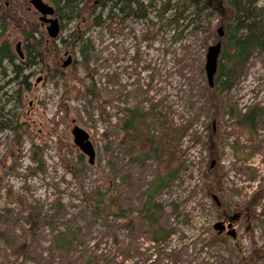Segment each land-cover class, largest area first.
Masks as SVG:
<instances>
[{
	"label": "rangeland",
	"instance_id": "obj_1",
	"mask_svg": "<svg viewBox=\"0 0 264 264\" xmlns=\"http://www.w3.org/2000/svg\"><path fill=\"white\" fill-rule=\"evenodd\" d=\"M44 1L49 3V0ZM139 1L147 12L145 19L123 17L115 7L103 25L85 32L83 43L78 40L81 32L69 35L74 25L72 21L59 31L60 37L50 43L51 55L56 53L59 56L57 70L68 72L70 80L66 85L77 90L72 73L79 80L78 84L83 82L93 90L91 99L88 95L75 93L64 102L61 99L65 93L64 80L44 77L43 72L36 70L31 77L32 89L25 92L22 102L12 100L7 104L6 108L16 116L25 117L26 113L33 133L29 137L25 135L15 147L13 133L0 127V264H79V257L112 250L114 239L118 246L129 244L125 231L110 229L102 220L91 219L84 210V194L93 196L94 187L112 182L115 174L114 184H120L122 177L127 183L122 201L135 205L134 202L138 204V194L146 190L155 175L165 168L153 157L132 162L117 141L108 142V130L116 128L114 126L129 114L128 109L139 107L142 111L150 109L152 114L160 117L159 125L150 123L152 133L162 131L169 136L204 104L207 85L203 68L205 53L208 45L216 41L193 32L191 26L186 25L187 12L177 21V27L165 24L156 15V8L164 0ZM261 1L258 0L257 5ZM106 11L107 8L103 14ZM173 13L174 9L170 7L164 15L171 18ZM65 21V18L60 20ZM218 21L215 18L213 25ZM40 26L46 32L45 26L41 23ZM10 32L16 31L10 29ZM61 37L66 42H62ZM16 39L13 37L14 43L19 42ZM68 55L72 61L63 68L61 64ZM225 96L236 112L259 107L261 125L248 135L237 130L238 135L227 125L224 127L222 154L216 165L225 171V175L223 190L218 194L207 186L210 159L197 141L198 138L200 141L206 139V124L214 128L215 121L204 112L187 135L180 140L169 139L167 144L174 145L168 147L166 156L174 147L171 166L179 171L164 185L155 200L162 208L161 224L173 233L158 245L157 250L174 251L177 259L170 262L169 258L163 257L164 263L232 264L237 248L246 254L251 246H264V226L257 221L246 230L241 218L235 224L234 238L218 235L212 227L220 215L213 205L212 194L221 201L242 202L252 191L264 186V50L248 60L241 79ZM222 119L232 121L228 115ZM74 124L85 129L93 142L96 155L92 165L87 162L86 155L81 153V159L78 157L80 151L70 134ZM115 130L120 135L118 129ZM192 133L196 134L191 136ZM32 142L41 144L38 148L43 159L41 170L36 169V163L31 159ZM63 146L61 160L58 151ZM212 159L216 161L215 157ZM67 162L68 167L77 168L81 171L80 176L84 175L81 181L70 174L65 167ZM82 162L85 165L82 166ZM240 166L246 170V175L242 169H237ZM24 199L27 205L29 202L35 206L34 216L38 211L40 218L48 220L56 214L53 232L47 228L28 227V220L32 222L35 217L24 219L26 212L21 207ZM87 224L90 226L89 235ZM32 230L35 235L31 238L28 232ZM62 232L75 235V239L63 251L53 249L54 234L60 236ZM84 234L82 242L77 243ZM207 241L215 244L206 245ZM135 245L142 254L136 256L138 264H150L156 259V248L148 240L147 233L138 236ZM129 261L127 259L125 264ZM116 262L120 264L119 257Z\"/></svg>",
	"mask_w": 264,
	"mask_h": 264
},
{
	"label": "trees",
	"instance_id": "obj_2",
	"mask_svg": "<svg viewBox=\"0 0 264 264\" xmlns=\"http://www.w3.org/2000/svg\"><path fill=\"white\" fill-rule=\"evenodd\" d=\"M170 2L171 0H164L156 8L157 17L163 20L165 24L177 27V21L182 19V15L187 12L186 25L191 26L193 32H200L205 38L212 39L214 42L218 40L221 42L213 85L207 84L205 86V102L197 113L175 128L169 136L162 131L160 134L158 131L156 134L152 133L149 128L150 123L159 125L160 117L152 114L150 109L142 111L139 107L128 109L129 114L122 118L118 125L114 126L120 135H117L115 129L108 130L110 131L108 142L117 141L132 162L145 161L149 157H153L163 163L165 170L156 174L147 189L138 194V204L134 202L135 205L124 203L126 200L122 201L121 196L123 192L125 193L127 183L122 177L120 184H114L115 174L112 175V182L104 186L96 185L93 196L84 194V210L89 213L91 219L102 220L110 229L125 231L129 237V244L121 247L114 239L112 250L98 255L94 253L85 258L79 257V264H115L117 257H119L118 263L120 264H125L127 259H130L129 264H138L136 256L142 254L135 243L138 236L143 233L148 234V240L156 248V259L150 264H168L166 260L165 263L163 262V257L169 258L170 262L175 261L177 258L174 257V251L166 253L157 250L158 245L173 233L172 230L161 224L162 208L155 200L164 185L173 180L179 171V168L171 166L174 163V147L170 148L171 152L166 156L168 147L174 145L167 144L169 139L173 137L180 140L187 135L196 119L204 112L211 118V121H215L214 128L212 125L206 124V129H208L206 139L200 141L198 138L197 141L207 151L210 163L215 157L214 165L210 166L209 163V177L207 178L209 185L207 186L218 194L223 190L225 175V171L216 165L222 154L224 127L227 125L232 128L233 133L238 130L241 131V134L248 135L261 125L259 107L252 106L243 113L236 112L227 100L225 93L239 82L248 60L264 50V0L259 5H257L258 0H174L172 4ZM49 3L54 8V16L60 20L66 19L64 23L59 20L60 31L72 21L74 25L69 35L81 32L78 40L82 43L85 32L91 27L103 25L106 19L109 20L111 11L115 7H118L119 11L123 13V17L133 16L138 19L147 17V12L139 0H49ZM108 3L111 5L108 6ZM6 4L9 7L5 6ZM154 5L156 6V3ZM131 6L135 8H131ZM170 7L174 9V13L171 18H166L164 14ZM106 8L107 11L103 14ZM215 18H218L219 21L213 25ZM216 25L222 27V35L217 33L218 27L216 28ZM10 29L16 32H10ZM13 37H16V40L20 42L22 56L18 54L15 48L17 42L14 43ZM58 37H60L59 33L55 38L48 37L40 26L37 11L33 10L26 0H17V2L12 3L9 1L5 3L0 0V127L13 133V145L15 147L25 135L32 136L33 132L31 133V123L26 119V113L24 114L25 117L23 115L16 116L6 106L12 100L17 101V103L22 102L25 92L32 89L31 77L36 70L38 73L43 72L44 77L50 79L61 77L64 80L65 93L63 92L61 96L64 102L68 101L71 95L75 93L88 95L90 99L93 97V90L89 86H85L83 82L78 84L79 80L70 73L78 87L77 90H72L70 86L66 85V82L70 80L67 75L68 72L57 70L59 56L56 53L51 55L50 43ZM60 40L66 42L62 37ZM224 115L231 118V123L223 121ZM195 134L192 133L191 136ZM39 146L41 147V144L32 142L30 152L31 159L36 163V169L41 170L43 169V159L38 150ZM64 148L65 146L58 151L61 160H63L61 151ZM77 154L81 159V152ZM236 157L239 158L240 156L237 155ZM83 165H85L84 162H82ZM65 167L75 179L78 181L83 179L84 175L80 176L81 171L74 167H68V162L65 163ZM79 169L81 170V168ZM237 169H242L241 172L246 173L242 166ZM213 195L215 194H212V197ZM217 199L220 206L215 200L213 205L218 212L221 214L222 208H224L225 212L240 214L246 230L252 228L256 221L262 227L264 226V186L252 191L250 196L242 202L221 201L218 196ZM21 207L26 212L24 219L33 218L34 205L29 202L27 205V201L24 199V202H21ZM34 217L32 222L28 220V227L34 226L37 229L44 230L47 228L52 232L54 231L53 218L56 217V214L50 216L51 219L45 220V218H40L38 211H36ZM89 227L87 224L86 232L89 231ZM89 234L88 232L87 235ZM33 235H35L33 230L28 232L29 237L32 238ZM85 235L78 238L77 243L80 244ZM27 239L26 237V242H28ZM74 239L75 235L70 236L67 232H62L60 236L54 234L52 247L63 251ZM210 243L215 244L214 241H207L206 245H210ZM96 245L95 247H97ZM232 264H264V246H251L246 254L237 248L236 258Z\"/></svg>",
	"mask_w": 264,
	"mask_h": 264
},
{
	"label": "water",
	"instance_id": "obj_3",
	"mask_svg": "<svg viewBox=\"0 0 264 264\" xmlns=\"http://www.w3.org/2000/svg\"><path fill=\"white\" fill-rule=\"evenodd\" d=\"M30 5L39 13V21L41 25H45V29L47 32L48 37L55 38L59 31H60V23L59 19L54 16V8L49 3L45 2L44 0H29ZM217 33L219 35L223 34L222 27L217 28ZM221 49V42L218 40L215 43H211L208 45L205 53V61H204V72L206 76V81L209 86L213 85L214 75L217 69V60L218 55ZM16 50L20 56H22L20 50V43L16 44ZM72 61L70 55L63 60L61 66L67 67ZM70 134L72 136V142L74 145L77 146L78 150L87 156V162L92 165L95 161L96 150L93 145L92 140L89 137V133L80 127L77 124H74L70 129ZM214 160L211 161V166L214 164ZM213 199L218 201L217 196L213 195ZM239 217V214H232L229 217V222L225 224L223 221H215L212 225L213 229L220 233L223 230L227 229V235L231 236L232 238L235 237V228L232 226V222Z\"/></svg>",
	"mask_w": 264,
	"mask_h": 264
},
{
	"label": "flooded vegetation",
	"instance_id": "obj_4",
	"mask_svg": "<svg viewBox=\"0 0 264 264\" xmlns=\"http://www.w3.org/2000/svg\"><path fill=\"white\" fill-rule=\"evenodd\" d=\"M45 26V25H44ZM216 203L218 204V206H220V203L219 201H216ZM222 208V207H221ZM231 212H225L224 208H223V211L221 212V214L218 216L217 220L218 221H223L225 224H227L229 222V217H230ZM241 219V215L239 214V217H237L233 222H232V226L235 228V224L236 222H238L239 220ZM216 220V221H217ZM227 229L223 230L222 232L220 233H217L218 235H227ZM236 231V230H235ZM235 236H236V233H235Z\"/></svg>",
	"mask_w": 264,
	"mask_h": 264
}]
</instances>
